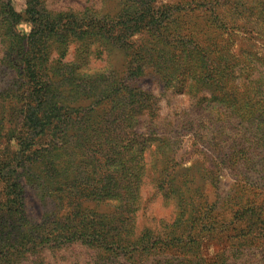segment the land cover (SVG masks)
<instances>
[{
  "label": "trees",
  "instance_id": "trees-1",
  "mask_svg": "<svg viewBox=\"0 0 264 264\" xmlns=\"http://www.w3.org/2000/svg\"><path fill=\"white\" fill-rule=\"evenodd\" d=\"M202 1L121 0L120 15L110 20L92 12L93 15L53 14L35 0H27V10L22 15L14 9L13 0H0L3 62L18 75L14 96H25L10 117L16 129L19 127L16 137L19 150L9 161L0 159V179L5 175L6 180V201L0 204V262L17 264L13 257L23 256L30 261L34 252L42 256L46 249L56 251L83 245L97 254L94 259L78 264H209L199 250L203 239L217 235L227 238L229 248L213 264H264V198L258 204L255 202L258 191L264 195V163H250L251 159H264V76L257 67L251 76L256 73L258 80L250 76L252 83L234 87V92L243 90L236 96L229 91L231 87L225 88L224 83L217 81V77L234 74L237 65L250 71L255 62L250 51L244 50H228L227 57H223L218 45L220 39L212 35L213 29L220 30L221 22L215 15L216 2L212 6L211 21L196 27L194 20H189L192 16L199 17L198 14L204 16L202 10L193 9ZM22 21L33 25L28 36H22L17 30ZM114 21L120 24L118 32L114 30ZM72 37L100 43V55L107 51L110 55L119 52L124 56L123 70L97 74L99 80L112 79L106 91L113 98V111L104 113L106 116L93 115L89 119L87 111L71 109L53 100L46 45L52 39L67 45ZM78 51L87 57L91 54L85 46ZM218 59L224 63L215 64ZM149 69L159 70L160 75L178 82L188 91L195 87L192 77L197 85L203 83L211 88L210 101L224 108L227 104L229 123L227 120L223 124L230 127L234 118L239 131L229 145V137L217 139L212 133L194 136V152L211 153L210 170L202 173L185 170L180 174L178 154L163 162L164 168L155 172L153 181L165 200L175 205L177 217L161 229H144L139 233L136 224L139 189L147 176L144 152L154 139L161 140L163 145L159 147L165 149L170 141L165 139L166 135L159 137L160 132L153 127L144 128L142 124L143 112L150 106L152 96L135 83ZM81 125L83 134L74 136V140L65 137L72 128ZM98 125L105 130L97 128ZM98 132L118 139L114 145L98 149L92 146ZM55 137L60 139V145L55 144ZM64 147H72L73 152L64 151ZM57 148L59 152L54 156ZM77 148L81 150L76 151ZM173 151L178 153L177 149ZM79 152L88 161L83 166L77 160L72 168L76 167L75 173L83 177L77 182L72 180L73 173L69 175L71 179L64 177L63 188L58 189V207L40 227L44 233L41 242L5 239V215L12 217L19 229L29 223L24 213L20 173L12 163L18 162L17 166L24 167L38 161L60 168L65 157ZM30 155L37 157L32 159ZM95 158L103 161L100 172L95 163L89 162ZM119 160L121 182L115 180L117 175L113 170ZM223 169L234 174L237 190L225 192L216 189V185L213 187L214 183L222 187L217 171ZM38 230L39 226L33 229L34 235Z\"/></svg>",
  "mask_w": 264,
  "mask_h": 264
},
{
  "label": "rangeland",
  "instance_id": "rangeland-1",
  "mask_svg": "<svg viewBox=\"0 0 264 264\" xmlns=\"http://www.w3.org/2000/svg\"><path fill=\"white\" fill-rule=\"evenodd\" d=\"M119 1L121 2V0H35V3L42 4L44 8L53 14L92 12L100 17L105 16V18L110 20H116L123 8V4H120ZM163 1L165 3L167 0ZM215 2L217 3L215 15L219 16L221 22L218 24L220 30L213 29L214 34L212 33V35L217 37L215 39H220L218 45L222 48L223 57H227L226 53L230 50L233 52L244 50L250 51L252 61L255 62L251 65L250 71H247L242 65H237L234 68V74L226 76V78L217 77V81L224 83L225 88L231 87L232 90L229 91L236 96L243 90L234 92V87H240L241 83H252V78L258 80L256 73L251 76V73L258 69L257 67L260 68L264 76V66H261L264 63V60H262L264 59V0H209L208 2L203 0L193 9L202 10L204 16L198 14L199 17L195 18L192 16L189 20H194L193 23H196V27L203 26L211 21L214 18L211 15V10L212 6H215ZM13 6L18 13L24 15L27 10V0H13ZM112 23L116 24L114 30L118 32L120 24L116 21ZM32 28L33 25L29 21H22L17 26V30L22 36H28ZM251 32H253L254 37ZM135 38H138V36ZM87 40L86 38L80 37L77 39L72 37L69 39V44L64 45L52 39L47 42L45 54L48 60L49 77L53 81V100L71 109L85 110L90 116L89 119H91L93 115L94 117L98 115L106 116L104 113L113 111V98L110 96V92L106 91V88H110L112 79L99 80L97 74L106 73L109 75L114 70L117 73L123 70L124 56L119 52L110 55L107 51L100 55L98 54L101 48L100 43H87ZM82 46H85L90 51L91 54L88 57L80 51L77 52V49ZM4 58V46L0 42V159L9 161L19 150L16 142L19 127L17 126L16 129L15 125L10 122V117L13 116L14 111L18 107L19 100L24 99L25 96H14L18 75L14 69H11L3 62ZM86 60L87 63H85ZM220 63H224V61L218 59L215 62L217 65ZM164 68H167L166 65ZM201 71H204V69ZM159 73V70L149 69L135 83V86L152 96L150 106L143 112L145 113L142 123L143 127H153L160 132L159 137L163 138L166 135L165 139L170 140L167 143L168 146L165 145L166 143L164 144L166 146L165 149L159 147L163 145L160 144L161 140L154 139L152 145L144 152L143 158L147 176L139 189L140 207L136 213V224L139 233L144 229H161V226L172 223L177 217L175 205L165 200L164 194L157 191L153 181L155 172L158 173L159 170L164 168L165 164L163 162L168 157L172 159L173 156L175 157L178 154L176 158L181 164L179 168L180 174L185 170H200V173L206 169L210 170L211 158L209 157H211V153L205 149L199 154L195 153V148L192 145L194 136L212 133L217 139L220 136L221 138L226 137V139L229 137L227 140L229 145L231 138L239 131L234 118H232L230 127L223 124L227 123V117H229L230 113L226 109L227 104H225L224 108L210 101L211 88L202 85L203 83L197 85L192 77L191 83L195 87L192 91H188L187 88L182 89L178 82L171 80L169 77H163ZM238 98H241V96ZM233 99L237 98L233 97ZM100 127L99 125L97 126V128ZM82 128L83 125L72 128L65 137L74 140V136L83 134ZM104 128L101 127L102 130H105ZM97 136L98 138L94 137L95 140H93L92 146H96L98 149H105L108 145H114L118 139V137L108 138L107 134L102 132H98ZM66 138L65 140H68ZM53 140L56 145H60L58 137L53 138ZM221 146L225 147L224 145ZM245 146H248L247 141ZM174 149H177L178 153H175ZM79 150L81 149H76V151ZM64 151L73 152V148L64 147ZM58 152L59 149L57 148L54 151V156ZM76 155L70 158L65 157L64 163L60 167L62 169L53 165L47 166L46 163L42 165L38 161L33 164H26L24 167L21 165L17 166L18 162L12 163L15 171L20 173V184L24 197V213L29 223H25L27 226L24 229H19L13 221L14 219L5 215L6 218L3 224V227H5V239H16L20 243H27L29 240L37 243L41 242L44 233L40 227L46 223L49 215L58 207V189L63 188L61 185L64 177L71 179L69 175L73 173L72 180L75 182H77L78 178L83 177L81 174L75 173L76 167L72 168V166L77 160L85 166L87 163L85 161L88 160L83 153L79 152ZM78 155H82V157L80 158ZM30 157L36 159L37 156L30 155ZM261 160L251 159L250 163L253 161L264 163V159ZM89 162L95 163L97 171L100 172L103 167L102 160L95 158L94 161ZM118 167L119 169L121 168L120 160L113 167V170H115L114 173L117 175L115 180L121 182ZM88 169L91 171L92 165ZM217 174L220 175L219 181H221L222 187L214 183L213 187L216 185V189L229 192L230 189L233 191L236 188L235 186L238 185L233 176L234 174L229 169L217 171ZM4 177L5 175L0 179V204L6 201V180ZM77 188L79 189L80 186H77ZM208 191L210 200H212L214 196L210 186ZM263 198L264 195H260L259 191L255 194V202L257 204ZM89 206L94 207V204L89 203ZM38 226L39 230L34 235L33 229L38 228ZM224 237L216 235L202 240L199 252L207 263L213 264L219 254L228 250L227 238ZM22 251L19 250V252ZM34 254L30 261L23 259V256L13 257V260L17 264H78L94 259L93 257L97 252L87 246L77 245L56 251L46 249L43 251L42 256L37 252H34ZM0 264L8 263L4 261L0 262Z\"/></svg>",
  "mask_w": 264,
  "mask_h": 264
}]
</instances>
